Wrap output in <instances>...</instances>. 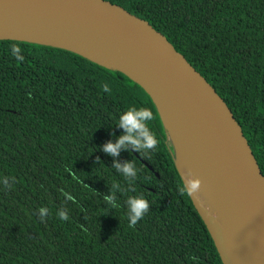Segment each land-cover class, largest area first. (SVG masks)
<instances>
[{
    "label": "trees",
    "instance_id": "obj_1",
    "mask_svg": "<svg viewBox=\"0 0 264 264\" xmlns=\"http://www.w3.org/2000/svg\"><path fill=\"white\" fill-rule=\"evenodd\" d=\"M109 1L146 19L214 87L264 175V0ZM130 107L151 110L158 148L113 157L103 145L121 135ZM129 160L131 184L112 167ZM116 183L113 208L104 196ZM182 186L139 84L64 48L0 39V264H223ZM139 196L149 210L129 227L126 201Z\"/></svg>",
    "mask_w": 264,
    "mask_h": 264
},
{
    "label": "water",
    "instance_id": "obj_2",
    "mask_svg": "<svg viewBox=\"0 0 264 264\" xmlns=\"http://www.w3.org/2000/svg\"><path fill=\"white\" fill-rule=\"evenodd\" d=\"M0 10L29 14L53 25L57 33L70 34L118 60L122 66L110 67L64 46L34 42L80 54L139 84L156 107L180 176L183 178L176 162L174 135L211 186L244 255V264H264V175L226 102L165 35L146 19L109 0H0ZM0 39L33 42L1 32ZM161 107L172 119V132ZM190 198L222 263L238 264L227 237Z\"/></svg>",
    "mask_w": 264,
    "mask_h": 264
},
{
    "label": "bare ground",
    "instance_id": "obj_3",
    "mask_svg": "<svg viewBox=\"0 0 264 264\" xmlns=\"http://www.w3.org/2000/svg\"><path fill=\"white\" fill-rule=\"evenodd\" d=\"M44 23L40 20H37V18L23 12H17L14 10H0V32L4 35L26 39L33 42L64 46L80 52L81 54L104 65L110 67L122 66L118 60L112 58L111 56L99 52L98 50H94L92 47L86 46L85 43H80L79 40L76 41V38L70 34L65 32H61V34H59L56 32V28L53 25L46 23L51 25L46 26ZM160 110L168 129L172 132V119L169 117L164 108L161 107ZM173 138L176 142V162L183 178L186 180L185 174L188 170H191L192 175L194 177H198L201 180L200 190L197 194L192 196L193 199L195 200L196 204L203 208L206 214L216 223L218 228H220L222 231V234L227 237L231 243L233 254L238 260V264H244V255L241 253L240 246L233 235L232 229H229L227 226V219L224 215V212L220 208L211 186L204 178V174L195 164L192 156H190L188 151L179 142L176 135H174ZM196 195L199 196V200L196 199ZM205 206H207V210H205ZM212 213H215L214 218Z\"/></svg>",
    "mask_w": 264,
    "mask_h": 264
},
{
    "label": "clouds",
    "instance_id": "obj_4",
    "mask_svg": "<svg viewBox=\"0 0 264 264\" xmlns=\"http://www.w3.org/2000/svg\"><path fill=\"white\" fill-rule=\"evenodd\" d=\"M21 49L18 45H11V55L14 56L17 60L23 61L24 56L19 55ZM104 92H110L111 89L107 84L102 86ZM154 119L153 113L148 108H136L130 107L127 111L120 114L117 125L123 129V132L118 136L113 143L111 140L103 145V151L115 157L118 155L119 150L123 147L125 150L128 149V145H131V149L135 150L138 154H143L147 156L150 152L155 151L158 148V140L156 136L152 133L151 129L148 126V123ZM143 150V151H142ZM99 159V157H97ZM113 168L118 172L122 173L125 181L129 184L132 183L131 177H135L138 169L135 167L134 162L131 160L124 162L123 164L117 163L114 161ZM186 180H183V186L179 189L181 194H187L192 197L194 194H197L200 190L201 180L198 177H194L191 173V170L186 172ZM121 189L119 183L113 184L110 187V192L107 196H104V200L113 208L119 207L116 203L115 190ZM68 200H73L74 198L71 195H67ZM196 199L199 200V196L196 195ZM128 208V220L129 227H134L138 221L142 220L145 214L149 210V202L143 198L139 197H130L127 201ZM207 210V206H205ZM45 210L41 209L43 214ZM213 218L215 213H212ZM59 218L61 220H68L69 217L65 211L59 212Z\"/></svg>",
    "mask_w": 264,
    "mask_h": 264
}]
</instances>
